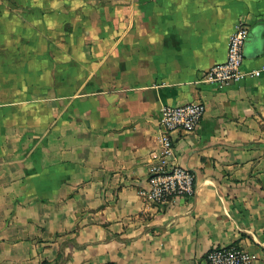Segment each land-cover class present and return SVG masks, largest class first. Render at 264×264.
Segmentation results:
<instances>
[{"label": "crops", "instance_id": "0c3cea01", "mask_svg": "<svg viewBox=\"0 0 264 264\" xmlns=\"http://www.w3.org/2000/svg\"><path fill=\"white\" fill-rule=\"evenodd\" d=\"M241 17L260 70L264 0H0V264H264V73L202 82ZM190 103L196 191L154 204L163 109Z\"/></svg>", "mask_w": 264, "mask_h": 264}, {"label": "built area", "instance_id": "2783aa9c", "mask_svg": "<svg viewBox=\"0 0 264 264\" xmlns=\"http://www.w3.org/2000/svg\"><path fill=\"white\" fill-rule=\"evenodd\" d=\"M250 26L244 17L239 18L230 37L226 62L214 66L205 73L202 82L229 85L247 77H260L264 68L243 72L244 47L249 37ZM206 106L190 103L182 106H167L159 121L160 150L155 155L149 170L148 187L141 196L154 204L168 203L195 193V174L177 163L173 133H194L204 118ZM251 252L238 246L217 247L207 254L205 264H253Z\"/></svg>", "mask_w": 264, "mask_h": 264}]
</instances>
